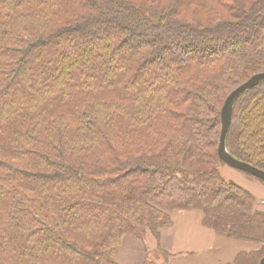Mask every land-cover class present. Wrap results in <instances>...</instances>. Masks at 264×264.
Instances as JSON below:
<instances>
[{
	"label": "trees",
	"instance_id": "trees-1",
	"mask_svg": "<svg viewBox=\"0 0 264 264\" xmlns=\"http://www.w3.org/2000/svg\"><path fill=\"white\" fill-rule=\"evenodd\" d=\"M263 71L264 0H0V264H116L178 210L258 264L264 208L217 144ZM225 147L264 170V81Z\"/></svg>",
	"mask_w": 264,
	"mask_h": 264
},
{
	"label": "crops",
	"instance_id": "crops-1",
	"mask_svg": "<svg viewBox=\"0 0 264 264\" xmlns=\"http://www.w3.org/2000/svg\"><path fill=\"white\" fill-rule=\"evenodd\" d=\"M171 219L157 241L148 231L143 238L125 235L115 251L116 264H143L152 253L159 255L158 264H232L238 252L250 247L204 226L198 210L173 211Z\"/></svg>",
	"mask_w": 264,
	"mask_h": 264
},
{
	"label": "water",
	"instance_id": "water-1",
	"mask_svg": "<svg viewBox=\"0 0 264 264\" xmlns=\"http://www.w3.org/2000/svg\"><path fill=\"white\" fill-rule=\"evenodd\" d=\"M262 81H264V71L252 75L246 81L234 88L225 98L220 110L221 126L218 136L217 153L219 158L228 166L248 173L264 182V170L234 158L227 152L225 147L226 136L231 121L232 108L236 98ZM258 264H264V255L261 257Z\"/></svg>",
	"mask_w": 264,
	"mask_h": 264
},
{
	"label": "rangeland",
	"instance_id": "rangeland-1",
	"mask_svg": "<svg viewBox=\"0 0 264 264\" xmlns=\"http://www.w3.org/2000/svg\"><path fill=\"white\" fill-rule=\"evenodd\" d=\"M171 48H172V50H174V47H171ZM220 170L226 179L237 183L238 185L242 186L243 188H245L249 192H251L252 195L254 196L255 201H256L255 205L258 208H264V183H262L261 181L255 179V178L248 176L246 173H244L241 170H238L236 168H232V167L228 166L227 164H222L220 167ZM147 234H150L151 236H155L150 231H148ZM141 237L143 238L144 235H142ZM156 238L157 237L155 236V239ZM157 239H156V241H157ZM119 245L116 247V249L119 247ZM158 258H159V255L157 253H156V255L154 253H152V254L148 255L147 259L155 260L158 263V261H157V260H159ZM114 259H115V255H114Z\"/></svg>",
	"mask_w": 264,
	"mask_h": 264
}]
</instances>
